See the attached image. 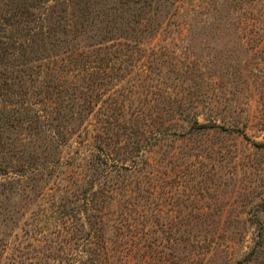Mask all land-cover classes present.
Here are the masks:
<instances>
[{
  "label": "rangeland",
  "instance_id": "obj_1",
  "mask_svg": "<svg viewBox=\"0 0 264 264\" xmlns=\"http://www.w3.org/2000/svg\"><path fill=\"white\" fill-rule=\"evenodd\" d=\"M0 264H264V0H0Z\"/></svg>",
  "mask_w": 264,
  "mask_h": 264
},
{
  "label": "trees",
  "instance_id": "obj_2",
  "mask_svg": "<svg viewBox=\"0 0 264 264\" xmlns=\"http://www.w3.org/2000/svg\"><path fill=\"white\" fill-rule=\"evenodd\" d=\"M247 258H249V257H246L245 259H247ZM241 263V262H240Z\"/></svg>",
  "mask_w": 264,
  "mask_h": 264
}]
</instances>
